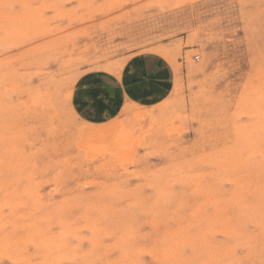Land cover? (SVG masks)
Masks as SVG:
<instances>
[{
	"label": "rangeland",
	"instance_id": "1",
	"mask_svg": "<svg viewBox=\"0 0 264 264\" xmlns=\"http://www.w3.org/2000/svg\"><path fill=\"white\" fill-rule=\"evenodd\" d=\"M161 50L177 93L76 112L83 73ZM0 121V264H264V0H0Z\"/></svg>",
	"mask_w": 264,
	"mask_h": 264
},
{
	"label": "crops",
	"instance_id": "2",
	"mask_svg": "<svg viewBox=\"0 0 264 264\" xmlns=\"http://www.w3.org/2000/svg\"><path fill=\"white\" fill-rule=\"evenodd\" d=\"M120 74L88 71L79 76L73 87L72 102L84 120L103 123L121 113L127 105L158 104L173 88V66L157 53L130 57ZM93 93L98 95L93 96Z\"/></svg>",
	"mask_w": 264,
	"mask_h": 264
},
{
	"label": "bare ground",
	"instance_id": "3",
	"mask_svg": "<svg viewBox=\"0 0 264 264\" xmlns=\"http://www.w3.org/2000/svg\"><path fill=\"white\" fill-rule=\"evenodd\" d=\"M193 1V0H192ZM248 1V0H247ZM251 2V1H250ZM249 2V3H250ZM169 3V2H168ZM167 3V4H168ZM248 2H247V4H249ZM166 4V5H167ZM246 4V3H245ZM171 5V4H170ZM174 8V7H173ZM162 9H164V8H162ZM168 9H169V7H168ZM170 9H172V6H171V8ZM169 9V10H170ZM162 12H164L163 10H162ZM258 12V11H257ZM263 12V11H262ZM135 13V12H134ZM140 13V12H139ZM254 13V12H253ZM256 13V12H255ZM260 13V12H259ZM128 14H130V13H128ZM252 15V14H251ZM256 15H258V14H256ZM260 15V14H259ZM127 17H129L128 15H126ZM140 16H142V15H140ZM253 16V15H252ZM251 16V17H252ZM125 17V16H124ZM262 17V16H261ZM137 17H135V19H136ZM141 18V17H140ZM143 18V17H142ZM255 18V17H254ZM253 18V19H254ZM121 19H123V17L121 18ZM125 19V18H124ZM253 19H252V21H253ZM258 19H259V16H258ZM251 20V19H250ZM256 20V19H255ZM254 20V21H255ZM260 20V19H259ZM130 21V20H129ZM209 21V20H208ZM207 21V22H208ZM211 21H212V19H211ZM211 21L209 22V23H211ZM216 21V20H215ZM258 21V20H257ZM256 21V22H257ZM129 23V22H128ZM250 23H252V22H250ZM254 23V22H253ZM124 24H126V23H124ZM199 23H197V25H198ZM203 25L205 24V23H202ZM128 25V24H127ZM196 25V26H197ZM200 25V24H199ZM131 27V26H130ZM136 27V26H135ZM192 27V26H191ZM190 27V28H191ZM125 28V27H124ZM126 28H127V26H126ZM126 28H125V30H126ZM189 28V29H190ZM132 29V28H131ZM146 29V28H145ZM183 29V28H182ZM181 29V30H182ZM244 29V28H243ZM246 29V28H245ZM188 30V29H187ZM194 30V29H193ZM198 30H200V29H198ZM197 30V31H198ZM128 31V30H127ZM131 31V30H130ZM179 31V30H178ZM253 31V30H252ZM255 31H257L258 32V30H255ZM254 31V32H255ZM182 32V31H181ZM194 32V31H193ZM208 31H206V33H207ZM210 32H212V31H210ZM213 32H214V30H213ZM141 33V32H140ZM172 33V32H171ZM175 33H177V32H175ZM190 33V32H189ZM188 33V34H189ZM187 34V35H188ZM195 34V33H194ZM215 34H217L216 32H215ZM129 35H130V33H129ZM138 36V35H137ZM195 36V35H194ZM210 36V35H209ZM132 37V36H131ZM212 37V36H211ZM130 38V37H129ZM133 38V37H132ZM135 38V37H134ZM143 38V37H142ZM181 38V37H180ZM197 38V37H196ZM230 39V38H229ZM126 40V39H125ZM135 41H136V39H134ZM134 40H133V43H134ZM141 40V38H139V41ZM126 42V41H125ZM130 42H132V41H130ZM139 43V42H138ZM137 43V44H138ZM141 43V42H140ZM198 43V42H197ZM168 43H166L165 45H167ZM196 44V43H195ZM133 45V44H132ZM135 45V44H134ZM200 47V46H199ZM262 47V46H261ZM196 48H198V47H196ZM174 50V49H173ZM191 50V49H190ZM172 51V50H171ZM175 51V53H174V57H175V54H176V50H174ZM192 51V50H191ZM198 51H199V49H198ZM201 51V50H200ZM162 54H163V56H165L170 62H172V60H173V57H171L166 51H160ZM180 52V51H179ZM186 52V51H185ZM193 53V52H192ZM198 53V52H197ZM160 54V53H159ZM263 54V53H262ZM187 55V54H186ZM261 55V54H260ZM191 56V55H190ZM189 56V54H188V57H190ZM263 57V56H262ZM255 58H256V56H255ZM189 59V58H188ZM184 60L186 61V59H185V57H184ZM192 60V59H191ZM257 60V59H256ZM174 61V60H173ZM189 61H190V59H189ZM188 61V62H189ZM194 62V61H193ZM199 62V61H198ZM176 63V62H175ZM174 63V64H175ZM186 63V62H185ZM176 64H178V63H176ZM191 64H193V63H191ZM195 64V63H194ZM202 64V63H201ZM200 64V65H201ZM186 65V64H185ZM189 65V64H188ZM199 65V66H200ZM57 66V65H56ZM198 66V67H199ZM55 67V66H54ZM203 67V66H202ZM50 68V67H49ZM205 68V67H204ZM203 69V68H202ZM180 70V67H179V65L177 66H175V76H177V72ZM187 70V69H186ZM199 70H201L200 69V67H199ZM57 71V70H56ZM188 72H190L189 70H188ZM193 72V71H192ZM213 72V71H212ZM120 74V72L119 73H117V75H119ZM191 74V73H190ZM121 75V74H120ZM190 76V75H189ZM212 76V75H211ZM172 77H174V76H172ZM190 78V77H189ZM212 78V77H211ZM214 79V78H213ZM187 80V79H186ZM190 80V79H189ZM199 80V79H198ZM178 81H179V79L176 77L175 78V82H174V87H173V91H174V93H177L178 92V88H177V86H178ZM194 81V80H193ZM192 81V82H193ZM191 82V83H192ZM190 83V84H191ZM201 84H202V82H201ZM201 84H200V86H201ZM207 84V83H206ZM208 84H210V83H208ZM122 85V84H121ZM208 86V85H207ZM188 87V86H187ZM213 87V86H212ZM202 88V87H201ZM223 88V87H222ZM171 90V89H170ZM169 90V91H170ZM211 90H214V89H211ZM219 90V89H218ZM217 90V91H218ZM61 91V90H60ZM188 91H191V90H188ZM209 91V90H208ZM216 91V90H215ZM210 92V91H209ZM211 92H214V91H211ZM197 93V92H196ZM171 94V93H170ZM173 94V93H172ZM192 94V93H191ZM65 95H66V93H65ZM194 95V94H193ZM198 95V94H197ZM228 97V96H227ZM225 98V97H224ZM130 100V99H129ZM128 100V101H129ZM225 100H227V99H225ZM133 101V100H132ZM223 101H224V99H223ZM190 102V101H189ZM192 102V101H191ZM190 102V103H191ZM182 103V102H181ZM176 104H178V103H175V105ZM199 104V103H198ZM179 105V104H178ZM177 105V106H178ZM181 105V104H180ZM183 105H186L185 103L183 104ZM197 105V104H196ZM28 107V110H29V106H27ZM34 107V106H33ZM155 107V106H154ZM21 108V107H20ZM37 108V107H36ZM67 108V107H66ZM149 108V107H148ZM160 108V107H159ZM186 108V107H185ZM184 108V109H185ZM22 109V108H21ZM129 109H131L130 108V106H128V108L126 109V110H129ZM24 110H27V109H24ZM58 111V110H57ZM123 111V110H122ZM54 112H55V110H54ZM23 113V112H22ZM53 114V113H52ZM51 114V115H52ZM22 115H24V114H22ZM147 117H153V113H147ZM229 115H230V113H229ZM155 116V115H154ZM23 120V119H22ZM17 121H18V119H17ZM16 121V122H17ZM24 121V120H23ZM1 122V121H0ZM32 122V121H31ZM37 122V121H36ZM77 122V121H76ZM79 122V121H78ZM77 122V123H78ZM56 123V122H55ZM80 123V122H79ZM90 123V122H89ZM91 123H94V122H91ZM102 123V122H101ZM54 124V123H53ZM85 124V123H84ZM230 124V123H229ZM89 125V124H88ZM69 126V125H68ZM79 126H81V125H78V127ZM230 126H231V124H230ZM229 126V127H230ZM82 127V126H81ZM81 127H79L80 129H81ZM84 127V126H83ZM88 127V126H87ZM24 128V127H23ZM68 128V127H67ZM73 128V127H72ZM85 128V129H84ZM83 128V133L87 130V129H89L90 128V126H89V128H86V127H84ZM25 130V129H24ZM231 130V129H230ZM14 131V130H13ZM42 132V131H41ZM44 132V131H43ZM42 132V133H43ZM20 133V132H19ZM27 133V132H26ZM25 133V134H26ZM82 133V132H81ZM114 134V136L117 134V133H113ZM11 135H12V133H11ZM14 135V134H13ZM16 135V134H15ZM19 135H21V134H19ZM43 135V134H42ZM56 135V134H55ZM17 136V135H16ZM15 136V137H16ZM24 136H26V135H24ZM117 136V135H116ZM25 138V137H24ZM27 138V137H26ZM11 140H12V145H9V149H7V147H6V149L4 148V147H1L0 148V154H1V158H0V174H2L3 172H9L10 173V175L13 177V178H15V179H18L17 180V182L20 180H22V176H21V173H19L18 171H17V169H16V165H17V163H19L20 161H17L15 158H14V156L16 155V153H17V149H16V144L19 146V142H18V140H15V138L14 137H11ZM26 140V139H25ZM7 141L5 140V143H6ZM28 143V142H27ZM25 144H26V142H25ZM30 144H31V142H30ZM39 144V143H38ZM226 144V143H225ZM22 145V144H21ZM37 146V145H36ZM26 147V146H25ZM40 147V146H39ZM42 147V146H41ZM28 149V148H27ZM27 149H26V151H27ZM21 150V149H20ZM20 150H19V152H20ZM32 150V149H31ZM34 151V150H33ZM30 152V151H29ZM22 153V151L20 152V154ZM23 153H25V152H23ZM27 153H28V151H27ZM26 154V153H25ZM31 155V154H30ZM33 155V154H32ZM56 157V156H55ZM31 159V158H30ZM0 198H1V195H0ZM34 222H35V227H43V225H44V215H43V213L41 212V211H36V214H35V216H34ZM35 229V228H34ZM2 235V236H1ZM4 235H6V234H0V241H3L5 238L3 237ZM19 235H21V233H17L15 236H14V238H16L17 236H19ZM15 239H13L12 240V242L14 241ZM14 246H16L15 244H14Z\"/></svg>",
	"mask_w": 264,
	"mask_h": 264
},
{
	"label": "snow or ice",
	"instance_id": "4",
	"mask_svg": "<svg viewBox=\"0 0 264 264\" xmlns=\"http://www.w3.org/2000/svg\"><path fill=\"white\" fill-rule=\"evenodd\" d=\"M96 95H98V93H93V96H96ZM97 103H99V101H96Z\"/></svg>",
	"mask_w": 264,
	"mask_h": 264
}]
</instances>
